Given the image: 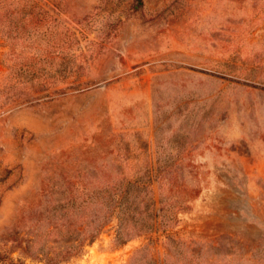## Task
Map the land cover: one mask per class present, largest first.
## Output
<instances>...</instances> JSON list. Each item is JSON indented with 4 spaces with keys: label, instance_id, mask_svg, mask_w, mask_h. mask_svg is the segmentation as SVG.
<instances>
[{
    "label": "rangeland",
    "instance_id": "obj_1",
    "mask_svg": "<svg viewBox=\"0 0 264 264\" xmlns=\"http://www.w3.org/2000/svg\"><path fill=\"white\" fill-rule=\"evenodd\" d=\"M34 1L15 53L0 20V264H264V0Z\"/></svg>",
    "mask_w": 264,
    "mask_h": 264
},
{
    "label": "trees",
    "instance_id": "obj_2",
    "mask_svg": "<svg viewBox=\"0 0 264 264\" xmlns=\"http://www.w3.org/2000/svg\"><path fill=\"white\" fill-rule=\"evenodd\" d=\"M134 1L136 8L142 5V0ZM1 7L0 20L2 19L4 22L2 23L3 32L10 41L12 53H15V44L18 41L30 40L34 27H37L41 22L47 23L49 21L51 23L52 20L51 14L34 0H3ZM64 32L67 43L74 46L78 42L76 34L69 28L65 29Z\"/></svg>",
    "mask_w": 264,
    "mask_h": 264
}]
</instances>
